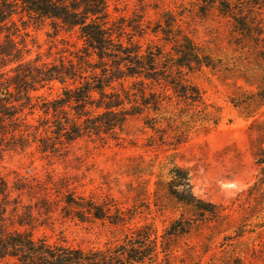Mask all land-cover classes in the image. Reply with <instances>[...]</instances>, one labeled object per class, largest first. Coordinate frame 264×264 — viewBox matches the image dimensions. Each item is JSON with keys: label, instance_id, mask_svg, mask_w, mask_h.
I'll list each match as a JSON object with an SVG mask.
<instances>
[{"label": "trees", "instance_id": "obj_1", "mask_svg": "<svg viewBox=\"0 0 264 264\" xmlns=\"http://www.w3.org/2000/svg\"><path fill=\"white\" fill-rule=\"evenodd\" d=\"M112 1L0 0V159L5 151L32 146L43 155L63 158L73 144L84 139L118 140L136 117L156 133L164 131L163 124L177 131L178 115L166 107L170 90L180 102L201 103V90L191 76L213 67L212 56L169 13L152 32L172 49L144 47L134 41L137 34L143 37L141 25L133 27L113 17ZM198 10L203 16L216 10L231 19L237 32L264 59V0H202ZM18 23L24 29L29 24H47L56 36H72V40L62 39L72 51L52 63L26 60L28 46ZM56 84L61 89L56 98L37 95ZM253 101L264 105V83ZM163 167L171 198L202 218L216 215L214 205L194 195L187 170L173 162ZM155 184L159 187L160 183ZM73 185L70 178L49 176L43 182L19 179L10 186L0 176V262L172 264L176 241L186 234L179 220L160 235L153 223L135 224L139 207L125 209L110 195L86 196ZM144 192L149 197V191ZM24 197L29 204L23 202ZM58 211L83 224H108L120 230L121 237L97 249L35 237L34 229Z\"/></svg>", "mask_w": 264, "mask_h": 264}, {"label": "rangeland", "instance_id": "obj_2", "mask_svg": "<svg viewBox=\"0 0 264 264\" xmlns=\"http://www.w3.org/2000/svg\"><path fill=\"white\" fill-rule=\"evenodd\" d=\"M201 3L113 0L110 7L113 17L133 27L141 25L143 37L135 34L134 41L144 47L172 49L161 35L152 32L169 13L212 56L213 67L191 76L201 90V103L188 105L168 92L171 100L166 101V107L178 115L177 131L163 124L164 131L156 133L136 117L119 133L118 140L84 139L73 144L63 158L43 155L36 146L5 151L0 176L10 186L19 179L70 178L78 193L100 198L110 195L125 209L139 207L135 224L153 223L160 235L179 220L186 234L176 241L172 264H264V105L253 101L264 83V59L237 32L231 19L216 10L201 15ZM18 25L28 46L26 60L52 63L72 51L62 42L63 37L72 40V36H56L47 24H29L26 29ZM60 92L56 84L37 95L56 98ZM171 162L190 173L194 195L214 205L215 216L202 218L167 194L163 166ZM12 196L17 198V193ZM23 202L29 204L26 197ZM33 232L35 237L64 240L82 249L104 248L121 237L120 230L108 224H83L64 218L60 211Z\"/></svg>", "mask_w": 264, "mask_h": 264}]
</instances>
